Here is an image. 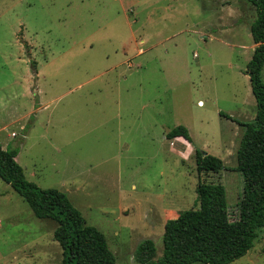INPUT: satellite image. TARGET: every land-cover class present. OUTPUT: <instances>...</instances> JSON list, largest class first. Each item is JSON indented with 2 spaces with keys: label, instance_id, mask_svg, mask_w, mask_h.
Segmentation results:
<instances>
[{
  "label": "rangeland",
  "instance_id": "rangeland-1",
  "mask_svg": "<svg viewBox=\"0 0 264 264\" xmlns=\"http://www.w3.org/2000/svg\"><path fill=\"white\" fill-rule=\"evenodd\" d=\"M252 17L237 0H0L1 148L66 195L114 264H135L143 239L160 257L163 224L197 208L198 181L223 186L235 220L240 127L218 113L254 117ZM176 126L189 143L165 139ZM195 149L223 169L197 174ZM53 229L0 180V264H58ZM229 264H264V229Z\"/></svg>",
  "mask_w": 264,
  "mask_h": 264
},
{
  "label": "trees",
  "instance_id": "trees-1",
  "mask_svg": "<svg viewBox=\"0 0 264 264\" xmlns=\"http://www.w3.org/2000/svg\"><path fill=\"white\" fill-rule=\"evenodd\" d=\"M248 5L253 17L248 25L252 43L250 59L246 63L250 93L255 113L249 122H239L218 113L240 127L234 154L235 166L242 179L237 217L228 220L225 191L218 183L197 182V208L167 219L161 235V255L155 259V247L150 239L141 240L133 251L135 264H229L252 247L264 229V0H237ZM165 139L181 138L190 142L187 130L176 126ZM14 149L0 145V180L8 185L28 206L34 217L54 223L52 239L61 251L58 264H114L102 233L87 225L63 192L41 189L25 179L15 162ZM195 171L218 173L221 160L201 150H194Z\"/></svg>",
  "mask_w": 264,
  "mask_h": 264
},
{
  "label": "crops",
  "instance_id": "crops-1",
  "mask_svg": "<svg viewBox=\"0 0 264 264\" xmlns=\"http://www.w3.org/2000/svg\"><path fill=\"white\" fill-rule=\"evenodd\" d=\"M252 44H253V43H252ZM254 46H255V45L253 44V48H254Z\"/></svg>",
  "mask_w": 264,
  "mask_h": 264
}]
</instances>
